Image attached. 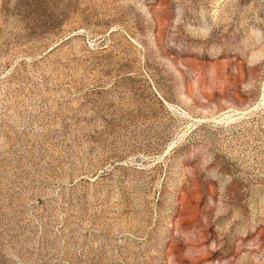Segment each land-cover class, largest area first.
<instances>
[{"label":"rangeland","instance_id":"rangeland-1","mask_svg":"<svg viewBox=\"0 0 264 264\" xmlns=\"http://www.w3.org/2000/svg\"><path fill=\"white\" fill-rule=\"evenodd\" d=\"M0 264H264V0H0Z\"/></svg>","mask_w":264,"mask_h":264}]
</instances>
